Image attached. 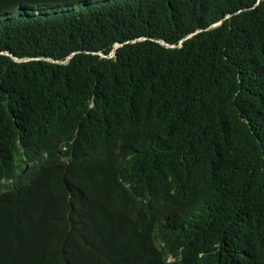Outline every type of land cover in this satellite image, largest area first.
Segmentation results:
<instances>
[{
    "label": "trees",
    "instance_id": "1",
    "mask_svg": "<svg viewBox=\"0 0 264 264\" xmlns=\"http://www.w3.org/2000/svg\"><path fill=\"white\" fill-rule=\"evenodd\" d=\"M0 264H264V0L0 22Z\"/></svg>",
    "mask_w": 264,
    "mask_h": 264
},
{
    "label": "rangeland",
    "instance_id": "2",
    "mask_svg": "<svg viewBox=\"0 0 264 264\" xmlns=\"http://www.w3.org/2000/svg\"><path fill=\"white\" fill-rule=\"evenodd\" d=\"M106 1L111 0H82L76 3H70V4H62V5H52V6H39L34 7L32 10H25L20 8H15L11 11H9L6 14L0 15V22L8 21V19L15 18L17 16H31V15H51L55 13H64V12H73L78 9H80L83 6L86 5H92V4H103Z\"/></svg>",
    "mask_w": 264,
    "mask_h": 264
},
{
    "label": "water",
    "instance_id": "3",
    "mask_svg": "<svg viewBox=\"0 0 264 264\" xmlns=\"http://www.w3.org/2000/svg\"><path fill=\"white\" fill-rule=\"evenodd\" d=\"M222 25V22L221 23H219V24H217V25H215V26H213V28L212 29H216V28H218V27H220ZM193 36H191L189 39H191ZM189 39H187V40H189ZM142 40H145V39H139V40H137V41H142ZM186 40V41H187ZM184 43H185V41L184 42H182V44H181V48L184 46ZM123 46V44H117L116 46H115V49H114V51H113V53L109 56V57H116L117 56V50L120 48V47H122ZM169 48V47H168ZM103 57H107L106 55H104V54H101ZM72 57V56H71ZM71 57H69L68 58V60H70L71 59ZM68 60H67V62H68ZM23 61H27V59L26 60H23Z\"/></svg>",
    "mask_w": 264,
    "mask_h": 264
}]
</instances>
